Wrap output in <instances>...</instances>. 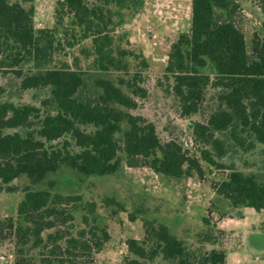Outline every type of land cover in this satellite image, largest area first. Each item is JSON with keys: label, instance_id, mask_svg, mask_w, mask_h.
Wrapping results in <instances>:
<instances>
[{"label": "trees", "instance_id": "1", "mask_svg": "<svg viewBox=\"0 0 264 264\" xmlns=\"http://www.w3.org/2000/svg\"><path fill=\"white\" fill-rule=\"evenodd\" d=\"M111 5L135 8L139 1L95 0L89 7L86 0H62L55 11L58 24L64 16L70 17V25L83 29L81 38L91 39L96 66L102 72L110 67L118 70L119 64L112 57V39L107 31ZM261 7L264 14V0ZM239 10V0H191L189 33L172 46L165 67L164 79H172L170 93L180 115L189 117L199 112L202 92L210 84L209 77L197 69L205 67L206 60L213 65V85L221 90L219 106L205 123H193L191 129L196 141L210 147L217 158L225 153L223 142L215 138L217 133H225L244 151L264 144V24L261 36L253 34L248 52L244 34L235 23ZM41 42V37L33 33L32 10H25L15 0H0V53L10 52L0 68L11 69L22 91L49 88L52 100L43 105L52 102L56 108L55 115H43L33 106L0 103V184L7 192L15 191L10 184L20 176L37 185L61 167L82 176L114 175L121 168L119 154H123L128 168L147 167L166 178L190 177L192 173L202 178L200 162L227 169L225 179L213 184L214 193L232 208H249L264 215V184L252 175L218 164L209 150L201 149L199 157H190L174 141L161 143L152 123L120 109L132 110L136 102L112 82L96 80L100 92L79 101L75 95L83 82L67 64L38 74L24 75L21 69L15 70L23 63H32L36 70L50 64L45 59L48 50ZM126 86L130 88V83ZM122 122L128 126L123 133ZM86 126L95 130L87 132ZM105 201L119 206L111 198ZM80 202L81 197L76 195L24 190L16 218L0 220V243L13 244V264H92L109 235L89 226L87 216H83L87 229L80 228L73 234V212ZM95 207V203L87 202L84 210L91 215ZM261 230L264 232V221ZM143 231L141 242H126L127 252L134 257L127 264H144L156 258L162 264H192L193 257L183 242L166 226L145 223ZM225 254L224 250L212 249L200 255L197 263L226 264Z\"/></svg>", "mask_w": 264, "mask_h": 264}, {"label": "rangeland", "instance_id": "2", "mask_svg": "<svg viewBox=\"0 0 264 264\" xmlns=\"http://www.w3.org/2000/svg\"><path fill=\"white\" fill-rule=\"evenodd\" d=\"M15 1L25 10H32L33 33L41 37L42 46L48 50L45 59L50 60V64L42 67V70L34 69L32 63H23L15 70L21 69L24 75L38 74L44 69L67 64L80 75L83 82L75 95L79 101L94 98L100 92L95 85L96 80H108L136 102L132 110L120 109L152 123L161 143L174 141L187 150L190 157H199L201 149L209 150L218 164L233 168L245 176L252 175L264 184V144H256L252 150L244 151L230 142L225 133H217L215 138L225 146L223 157L217 158L210 147L200 144L193 136L191 125L205 123L219 106L221 90L213 85V65L206 60L205 67L197 69L199 74L209 77L210 84L202 92L199 112L189 117L180 115L178 103L170 93L172 79H164L172 46L182 35L189 33L191 0H138V6L127 9L109 6L111 24L107 31L112 39V57L119 64L118 70L110 67L109 71L103 72L96 66L91 39L81 38L83 29L70 25L72 18L67 16H64L62 23H57L55 11L57 3L62 0ZM86 2L89 7L95 4V0ZM261 5L262 0H239L240 10L235 23L244 34L248 52L253 34L261 36L263 33ZM122 51L123 54L120 53ZM9 53L2 51L0 62L5 63ZM127 82L130 88L126 86ZM19 84L20 80L11 73V69L0 68V103L29 105L38 108L43 115L56 114L52 102L43 105L44 101L52 100L49 88L22 91ZM127 129V124L122 122V133ZM85 130L93 132L95 129L86 126ZM122 133L116 137L120 139ZM119 157L121 168L114 175L82 176L61 167L37 185H30L24 176H20L10 184L15 188L11 193L0 184V220L16 218L18 203L26 189L80 196L81 202L73 212V234L80 228L87 229L88 224L105 230L109 235V240L94 255L92 264H127V260L134 257L127 252L126 242H141L145 223L166 226L171 234L183 242L193 257L192 264H198V257L212 249L227 253L239 250L245 229H261L264 221L262 212L244 207L236 211L229 202L214 193L213 184L225 179L229 174L227 169H217L200 162L204 172L202 178L192 173L190 177L173 179L156 175L147 167L128 168L125 156L119 154ZM105 198L115 200L119 206L106 204ZM87 202L96 205L91 215L84 210ZM83 216H87V224L83 223ZM220 222H225L222 225L227 228L225 231L219 229ZM252 235L245 239L240 257L247 264H264V253L254 251L257 249L255 245L264 243V239ZM13 252L10 241L1 242L0 264H13ZM162 263L160 258L144 262Z\"/></svg>", "mask_w": 264, "mask_h": 264}, {"label": "crops", "instance_id": "3", "mask_svg": "<svg viewBox=\"0 0 264 264\" xmlns=\"http://www.w3.org/2000/svg\"><path fill=\"white\" fill-rule=\"evenodd\" d=\"M234 210H239L240 208H233ZM240 218V217H239ZM242 222V221H240ZM219 224V229H221L222 231H225V229L227 228H223L222 225L225 224V222H220L218 223ZM245 227V226H243ZM245 233L241 236V239H240V247H239V250H233L231 252H226L225 250V263L226 264H247L245 263V259H241L240 257V251L243 250V247H244V241L245 239H247L248 236H250L251 234H253L252 236H256V237H259V238H263L264 239V232L261 230V229H258V230H254L253 228L251 230H248V229H245ZM260 241H262V239H260ZM255 247L257 248L256 250H254L255 252H263L264 253V243H261V242H258ZM258 257L256 256L255 257V260H257Z\"/></svg>", "mask_w": 264, "mask_h": 264}]
</instances>
